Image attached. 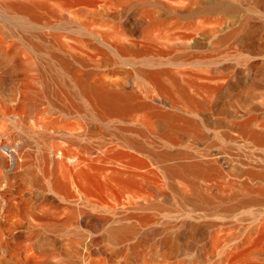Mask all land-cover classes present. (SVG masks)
<instances>
[{"label": "bare ground", "instance_id": "6f19581e", "mask_svg": "<svg viewBox=\"0 0 264 264\" xmlns=\"http://www.w3.org/2000/svg\"><path fill=\"white\" fill-rule=\"evenodd\" d=\"M202 1L0 0V38L2 39L7 32L10 34L12 32V34L23 36V43H28L26 38L28 34L32 35V30L39 29L41 31L39 35L31 36L36 40L28 45L34 50L35 42H40L43 48L39 49L38 47L37 52H42L47 58L56 61L62 76L76 77L82 98L90 103L92 114L95 113L103 121L108 120V123L109 121L120 123L129 117L135 119L138 116L136 120L142 126L145 125L146 128H152L155 131L163 129L164 135L168 134L174 137L181 127H179L180 123H177L176 118L171 116V119L168 115L169 119L167 116L158 115L156 110H154L155 113L154 111L143 113L139 109L140 106L133 103V93L128 92L127 81L113 80L109 76H135L137 81L144 83L147 92L154 89L160 91L164 88L167 89L163 76H175L181 72L162 67L164 65L163 56L156 51V48L148 46V43L157 41L158 33L160 35L158 37L173 41L179 35L176 32L175 24L183 23L191 29V33L183 35L184 41L202 39L216 43V40H230L240 30H244L252 20V16H248L250 13L247 11H253L257 15V17H253L254 21H257L255 18H262L261 21L264 18V2L262 0H240L246 6L243 13L237 6L231 7L224 4L209 7V2L208 5H205V2L202 3ZM241 9L243 10L242 7ZM256 37H247L249 40L246 38L247 41L242 45V49L248 54L238 52L244 66L247 60L260 57V55L264 56V38L260 47L254 49V42L259 41V36ZM19 40L21 41V39ZM1 52L3 57L8 56L12 59L14 57L7 47H4ZM18 54L17 56H19ZM210 60L211 58L205 62L211 65L212 61ZM170 62L173 61L170 60ZM133 64L142 66L133 67ZM123 65H131V68L123 67ZM210 68L205 74L200 71L193 74L195 76L194 91L192 98H189L191 113L197 116L200 114V109L204 108L210 113L217 114L216 119L212 120L215 122L213 125L211 124L213 130L217 129L218 132L227 135L231 133L227 129L228 126L233 128L238 135V140L240 138L244 141V144L241 143V145H246L248 152V157L245 156L246 158L242 162L247 167L250 166L252 171L255 172L256 169L263 172L264 175V76H214L217 71H210ZM244 70L246 71V66ZM145 94L147 93L145 92ZM6 101L9 103L8 107H0V117H4L5 120L3 122L21 126L19 128L29 133V135L27 134L29 139L21 141L15 137H7L8 125L0 121V264H264V217L257 222L252 233L248 234L247 232L242 236H231L232 233L220 232L225 228H220L223 229L220 231L218 229L219 232L216 229L209 234H202L198 230V224L191 220L194 217L193 213H197L196 210L199 209L197 206L203 209L202 206H208L215 201L211 197L214 201L211 203V200L207 198L208 195L201 190L202 188L199 190V187L196 188L190 182V186L184 188L185 191L182 189L184 193H182V198L180 195V199L177 198L178 201L180 200L182 210H184V203L189 207L192 206V209L187 208L188 211L186 210L187 217L191 218L186 223H169L163 228H156L157 230H154L150 235L148 233H150L149 229L153 224L152 219L148 218L128 224H124V222V226L121 222L122 225L111 226L106 231L105 241L106 244L112 246L110 249L106 244L108 248L102 247L104 244L99 246L91 235L86 237L74 235L67 238L51 237L48 231L51 232L50 230H53L54 227L62 228V225L71 227L79 224L84 214L80 204L83 206L82 203H94L92 198L99 196L101 198V195L124 197L126 194H130L132 197L140 198L146 202L151 190L149 189L150 175L142 171L146 164L143 157L142 159L137 158L129 152L117 151L119 154L126 155L127 161L120 162L114 159L117 161L116 166L102 168L100 172H92L87 168L79 167L81 165L79 160L74 161L72 166L69 165L67 152L59 146H54L56 157L52 158L54 151L51 148L49 153L44 151L43 157L47 160V166L37 176L33 170V164L29 162L34 152L33 136L30 133L36 131L34 127L35 108L31 101L18 94L10 95ZM171 107H175V105L172 104ZM156 108L158 109V107ZM136 111H140L141 114L134 116ZM165 115L167 114L165 113ZM210 116L212 115L210 114ZM60 117L52 118L41 128L47 132L52 131L56 123L63 120ZM203 117V122H199L200 124L196 122L199 119H194L196 120L194 127L198 129L199 135H201V127L206 124V117ZM94 119L92 120L94 121ZM182 126L184 128L186 125ZM59 130L64 131L65 128H58L57 131ZM60 135L64 136L61 133ZM6 137L7 140L4 139ZM48 138L46 137V139ZM172 139L170 140L172 141ZM234 139L235 137L232 138L233 141ZM175 142L177 141L175 140ZM114 147L112 149H116ZM51 162L55 166L53 172L49 167ZM167 169H169L166 173L168 179L176 181L177 177L182 176L188 181V176L194 177L196 173L200 174V171L206 168L202 169L198 166L192 169L172 164ZM205 173L206 171L203 172V174ZM260 175L261 173L259 177ZM244 180V182L242 181L243 186L240 187L241 190L244 189L239 200L240 204L249 206L250 203L260 202L261 205V200H264V178L259 184L256 183L258 185L255 184V187L254 184L252 186L249 183V180ZM194 184L196 185V183ZM34 187L38 192L37 196ZM237 187L233 186L235 189ZM230 188H232L231 185ZM245 188L248 190L245 191ZM230 190L229 195L234 189L231 192ZM207 192H209L208 194L212 193V191ZM179 194H181L180 190ZM225 194L223 193V195ZM231 195L229 197H232ZM71 199H73V205L69 204ZM132 201L129 202L134 203ZM161 206L163 207V205ZM93 217L90 218V223L94 222L95 218ZM118 222L120 223V221ZM155 222L157 223L156 220ZM213 224L215 223L213 222ZM235 226L238 228V225ZM182 228L185 230L184 233L180 231ZM141 230H144L146 234H141ZM161 230L163 232L169 230V233L163 234ZM244 230L246 231V229ZM202 232L205 231L202 230ZM240 232L242 233V231Z\"/></svg>", "mask_w": 264, "mask_h": 264}, {"label": "rangeland", "instance_id": "374dc122", "mask_svg": "<svg viewBox=\"0 0 264 264\" xmlns=\"http://www.w3.org/2000/svg\"><path fill=\"white\" fill-rule=\"evenodd\" d=\"M262 1L264 2V0ZM202 3L208 5L209 7H212V5L215 6L224 4L229 5L231 7L237 6L240 8L241 13L244 12V9L246 7L240 0H203ZM241 7L243 8V10L241 9ZM252 12L247 11V13H250L248 14V16H252V20L248 23V25H246L244 30H240L237 35L227 41L216 40V43L211 42L210 40L203 41L202 39L184 41L182 39L183 35L191 33V29L189 26L184 25L183 23L175 24L176 32L179 35L178 38L173 39V41H168L167 39H162L158 37L160 36L158 33V35L156 36L158 38L157 41L153 43H148V46L156 48V51L163 56L162 59L164 58V65L162 67L166 69H174L179 73L181 72V74H176L175 76H163L167 84V89L164 88L161 91L154 89L149 90V92H147L144 83L137 81L135 76H109L110 79L113 80L127 81V86L129 87L128 92L131 91L133 93V103L139 105V109H141L143 113H150L156 110V114L158 115L161 114L167 117L168 115H170L171 119L172 117L176 118L177 123H180V125L178 124L179 127H181L178 133L174 135V137L169 136L168 134L164 135V132L162 131L163 129H157L155 131V129L146 128L145 125L142 126L136 120L138 116L135 117V119H133L134 117H129L127 118V120L122 121L120 123H114L112 121H109L108 123V120L103 121L95 113L92 114V111H90V103L82 98L83 96L81 95L80 86L76 81V77L62 76L59 72V65L58 63H56V61L47 58L46 55L42 52H37L36 50H38V47L39 49L43 48L40 42H35L34 50H32L33 48L28 45L29 43L36 40L35 38H31V36H37L36 34L39 35L41 32L39 29L32 30V35L28 34V37H26L28 43H23V36L14 33L12 34V32L11 34L10 32H7L6 35L2 37V39L0 38V107L7 108L9 103L8 101H6V98L13 94H18L20 96L22 95L26 97L28 101H31V103L33 104L35 108L34 127L36 131L34 130V132L32 131L30 133L31 136L34 137H32V142L34 143V152L33 156L29 159V162L33 164V170L37 174V176L41 173L44 167L47 166V160L45 159V157H43V152L47 151L49 153V150L51 148L54 151L52 158L54 159L56 157V149L53 148L54 146H59L61 147V149L67 152L69 157V165L72 166L74 164V161L79 160L81 161V165L79 167L87 168L92 172H100L102 168H112L116 166L115 163L117 161H127L128 157L124 154H119V152L117 151L122 150L125 152H129L135 155L137 158L140 157L142 159L143 157V161H145L147 165L145 164V167H143L144 169L142 168V171L150 175L149 189L151 190L146 202L140 200V198L132 197L130 194H126L124 197H112L101 195V198L100 196L98 197L99 200L98 198H92L94 203L91 204L93 205L89 203H82V206L80 204V206L82 207L81 209L84 211V214L81 217L79 224L71 227H66L64 225H62V228L54 227L53 230H50L52 233L48 231V234L51 235V237L67 238L74 235H76L77 237H86L91 235L96 239V242L99 246L104 244L102 247L108 248V246L106 245H109L110 249V247L112 246L108 243L106 244L105 241V237L107 234L106 231L111 226H116L117 224L120 225L121 222L122 224L124 222V224H128L135 223L139 220H147L148 218L149 220L152 219L151 221H153V224L151 225L150 229L148 228L150 230V233L148 234L150 235L151 233H153L154 230H157L158 227L159 229L160 227L163 228V226H166L169 223H186L187 220L191 219L187 217L186 210L187 208L192 209V206L190 205L189 207V205L187 206V204L184 203V210H182L180 200L178 201V199H180L179 195L182 198V195L184 194L182 192V189H184L185 187H189L190 183H193L196 188L199 187V190L200 188H202L201 190H203V192L208 195L207 198L211 200V203L215 201L214 203L209 204L208 206H202L203 209L200 208V206H197V208H199L196 210L197 213H193L194 217L191 220H194V222L198 224V230L200 233L209 234L215 231L216 229V231H218V229L219 231L223 230L220 228H225L223 231L220 232L226 234L232 233L233 235L231 236H242L247 234V232L248 234L252 233L253 229L258 224L257 222H259L260 219L264 217V200H261V205L260 202H254L250 203L251 205L248 204L250 207L247 206V204L243 203L242 206L239 200L242 194L244 193V189L242 187L243 190H241L240 187L243 186L242 181L244 182V179H246V181L249 180V183L252 186L254 184L255 187L256 183L259 184V182L263 180V172L257 171L255 168L254 172V170L252 171L250 166L247 167L246 165H244L242 160L246 158L245 156L248 157V152L245 147L246 145H241V143L244 144V141H242L240 138L238 140V135L235 133L233 128L228 126L227 129L231 133H228L227 135H225L223 132H218L217 129H214V132L212 125L215 122H212V120L217 116V114L210 113L208 112V110H205L203 108L200 109V114L196 116V114L191 113L190 109V99L192 98L194 91L193 81L195 76L193 74L197 71H200L205 74L211 67L210 71H217L214 76H264V56L262 57L260 55V57L251 58L250 60H247L245 65V71V66L242 64V57L238 55V52L247 53V51L242 49V45L245 44V41L249 40L248 38H250V36H259V41H255L253 44V46H255L254 49H258V46L260 47V44L262 43L264 38V18L262 21V18H259L260 21L258 18H255L257 19V21H254L253 17H257V15ZM234 14L237 15V13ZM258 28L260 29L257 30ZM53 31L56 30L53 29ZM15 38H17L16 40H18L19 42L16 41ZM18 38L21 39L22 42ZM8 41L10 44L8 43ZM4 47H7L11 54H14L13 59L8 56H1V50ZM17 51L19 52V54ZM24 51L26 53L28 52V55ZM29 51H31L32 53ZM17 54L19 56H17ZM34 54H36L37 56ZM210 58L212 64L208 65L205 61L209 60ZM170 60H172L173 62H170ZM174 60L178 62H175ZM130 66L123 65V67L127 68H131ZM134 66L142 65L133 64V67ZM145 92L147 94H145ZM142 94H144L146 97ZM83 100L86 102H84ZM172 104L175 105V107H171ZM145 107L147 109H144ZM156 107H158V109ZM161 109L163 110L161 111ZM168 112L172 113L168 114ZM139 113L141 114L140 111H136V114L134 116ZM165 113L167 115H165ZM182 114L184 115V117ZM210 114L212 116H210ZM202 115L206 117L205 126L207 127H201L203 131L201 130V135H199V133L197 132L198 129L194 127V124L197 119L199 120H197L196 122H203L204 117ZM57 116H61L60 118H63V120L65 118V120L56 123L54 128H52V131L49 130V132H47L41 128L44 123L51 121L52 118H57ZM92 119H94V121ZM180 119L182 120V122ZM0 121L8 125L6 132L7 137H15L17 139H20L21 141H26L27 139H29L27 137V134L29 135V133L25 132L22 128H19L21 126H14L9 122H3L5 120L2 116L0 117ZM182 125L186 126L183 128ZM98 126L101 127V129H99ZM58 128H65V132L62 130L57 131ZM229 128H231L232 130ZM59 132L64 136H61ZM44 133L47 135H45ZM78 135L80 136L78 137ZM175 136L176 139H174ZM7 137L4 139L7 140ZM46 137L49 138L46 139ZM171 137L174 139V142ZM215 137L218 138L216 139ZM225 137L226 140H224ZM234 137L235 139L233 141L232 138ZM170 139H172V141ZM175 140L178 143L175 142ZM225 141L227 142L225 143ZM113 147L116 149H112ZM114 159H116L117 161ZM216 159L218 162L216 161ZM227 159H230L231 161ZM194 161H196L197 163ZM202 162L203 164H206L203 166ZM172 164H175L177 166L183 165L192 169H195V167L200 166L202 167V169L206 168L204 170L207 174H203V172L205 171L202 170L200 171V174L196 173L194 175L195 178L188 176V181L185 177L182 176L177 177L176 181L170 180L168 179L166 173L169 171L167 167L169 168ZM49 167L50 170L53 172L55 166L52 162L50 163ZM212 173L215 174L213 175ZM255 173L256 175L254 176ZM260 173L262 176L260 175L259 177ZM250 174H252L254 177ZM257 177H259L260 179ZM254 178L258 182L255 181ZM194 183H196L197 186ZM229 184L232 186V188H230ZM224 186H226L227 188ZM233 186L235 188L237 186L238 187L237 189H235L233 188ZM33 189L35 190V187ZM232 189H234V191H232ZM246 189L248 190V188H245V191ZM179 190L181 194H179ZM224 190L228 194H225ZM229 190L233 193V195H231L232 193L230 194L232 197H229ZM235 190H238V192H236ZM207 191H212V193L208 194L209 192ZM220 191H222L221 194ZM223 193L225 195H223ZM37 194L38 192L36 191L35 195L37 196ZM211 197L214 199V201ZM167 198L168 200H166ZM130 200H133L132 202L134 203H130ZM169 200L170 202H168ZM72 201L73 199L69 201V204L73 205ZM102 201H104L105 203ZM258 203L259 205H256ZM161 205H163V207ZM111 206L113 207V209ZM234 209L235 211H232ZM218 212L220 213L218 214ZM92 216H94L93 218H95L93 222L94 224L90 223V218ZM136 217L137 219H135ZM155 220L157 221V223H154ZM107 221H109L110 223ZM118 221H120V223ZM213 222L215 224H213ZM211 225L213 226V228H210L212 227ZM235 225H238V228ZM244 229H246V231ZM183 230L184 228L180 229V231L184 233L185 230ZM202 230L205 232L203 233ZM243 230L245 233L243 232ZM240 231H242V233ZM161 232L163 231L161 230ZM143 233L144 230H141V234ZM167 233H169V230L163 232V234ZM145 234L146 232L143 235ZM214 259H216V257H214Z\"/></svg>", "mask_w": 264, "mask_h": 264}]
</instances>
